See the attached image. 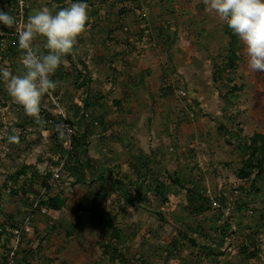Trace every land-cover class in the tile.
Here are the masks:
<instances>
[{
	"label": "rangeland",
	"instance_id": "obj_1",
	"mask_svg": "<svg viewBox=\"0 0 264 264\" xmlns=\"http://www.w3.org/2000/svg\"><path fill=\"white\" fill-rule=\"evenodd\" d=\"M83 2L43 127L0 76V264H264V72L203 0ZM68 4L0 0L22 19L0 23V69L18 73L29 15Z\"/></svg>",
	"mask_w": 264,
	"mask_h": 264
},
{
	"label": "clouds",
	"instance_id": "obj_2",
	"mask_svg": "<svg viewBox=\"0 0 264 264\" xmlns=\"http://www.w3.org/2000/svg\"><path fill=\"white\" fill-rule=\"evenodd\" d=\"M203 3L238 36L244 46L247 68L254 73L264 72V0H203ZM88 19V4L69 0L68 6L55 14L47 7L35 10L17 31L21 67L17 74L0 69V76L8 95L38 126L46 123L40 116L42 97L58 87V82L50 77L65 62L63 57L74 52ZM0 23L11 28L17 21L9 12L0 10ZM38 37L44 38L46 53L34 47ZM13 133L8 136L9 144L19 142L15 129Z\"/></svg>",
	"mask_w": 264,
	"mask_h": 264
},
{
	"label": "trees",
	"instance_id": "obj_3",
	"mask_svg": "<svg viewBox=\"0 0 264 264\" xmlns=\"http://www.w3.org/2000/svg\"><path fill=\"white\" fill-rule=\"evenodd\" d=\"M237 43V40L235 38H232L230 40V46L232 51H230L231 54H234L235 50V45ZM228 65L230 67L233 66V62L228 60ZM250 148L252 149V154H251V160L252 158L256 159V168L259 169V171L264 170V134L263 133H255L251 138H250ZM68 153V152H67ZM70 156V154H69ZM250 160V161H251ZM242 175H249V173L242 171Z\"/></svg>",
	"mask_w": 264,
	"mask_h": 264
},
{
	"label": "built area",
	"instance_id": "obj_4",
	"mask_svg": "<svg viewBox=\"0 0 264 264\" xmlns=\"http://www.w3.org/2000/svg\"><path fill=\"white\" fill-rule=\"evenodd\" d=\"M21 22H22V19L17 20L16 25L19 26L21 24ZM64 128H65L64 129L65 135L67 137L68 151H70L69 148H71V142H72L71 137H73L76 134L78 129H77L76 124H74V123L66 124V126ZM42 212H46V210L42 209Z\"/></svg>",
	"mask_w": 264,
	"mask_h": 264
}]
</instances>
